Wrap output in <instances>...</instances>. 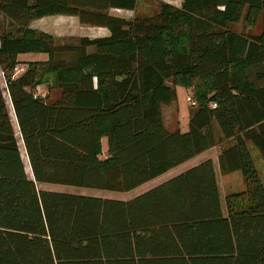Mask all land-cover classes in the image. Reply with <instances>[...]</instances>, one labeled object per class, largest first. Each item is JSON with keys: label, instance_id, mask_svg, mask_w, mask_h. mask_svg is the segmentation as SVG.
I'll list each match as a JSON object with an SVG mask.
<instances>
[{"label": "trees", "instance_id": "trees-1", "mask_svg": "<svg viewBox=\"0 0 264 264\" xmlns=\"http://www.w3.org/2000/svg\"><path fill=\"white\" fill-rule=\"evenodd\" d=\"M136 2L0 0L13 26L0 35V264H264V186L251 155L264 160V0H164L152 16L130 20L108 13ZM51 16L108 35L61 43L30 27ZM258 21V34L229 29ZM24 54L45 57L20 63ZM39 86L57 98L37 95ZM176 87L195 103L185 133L163 123ZM224 142L220 172L240 173L243 189L222 209L214 181L193 187L174 255L135 254L123 238L137 200L36 186L128 192ZM193 170L206 180L212 163Z\"/></svg>", "mask_w": 264, "mask_h": 264}, {"label": "crops", "instance_id": "crops-1", "mask_svg": "<svg viewBox=\"0 0 264 264\" xmlns=\"http://www.w3.org/2000/svg\"><path fill=\"white\" fill-rule=\"evenodd\" d=\"M31 28L36 30L33 26ZM25 56L36 57L34 55L24 54L18 55V59L22 61V58L20 57ZM28 60L29 61L26 62L44 61V58L36 57ZM35 92L42 97L41 93L37 91ZM2 99L8 112L18 146L19 144L22 146L21 140L18 141L20 136L16 120L10 111L5 96H3ZM164 107L162 106V116L165 128L171 132L175 130H179L182 133L187 132L188 126L185 129H182L179 125L177 106H175V111L173 109V102L169 105H164ZM174 116L176 117V120H174ZM171 122L172 125H170ZM218 147L220 146H215L204 151L192 159L128 192L90 190L97 191L100 194H88L84 192L83 195L123 203L137 200V202L133 204L134 210L133 212L131 211L132 213L130 216L124 217V220H122L127 224L125 231H129V234H125L123 238L130 240L129 245L133 252L139 255H157V253H160L161 255L168 256L177 254L178 250H176V247L178 246V240H180L177 233L180 232L181 228H185V226L189 225L187 218L189 216L185 209L189 199L186 201V196L192 194L190 191H192L193 187H196V185L203 187L204 184L212 183V181H214L218 200L222 209L224 208L225 198L228 195L239 192L243 189L240 173L222 174L220 172L218 159L221 148L216 154V148ZM104 151H106V149L103 150V152ZM212 151H214L213 155L211 153ZM206 161L212 163L213 170L212 176L209 175V178L211 179L207 178L206 180H203L201 179V176H203V174H201L202 171L193 169ZM224 179L226 182H224ZM182 194H185V200L184 198L180 199ZM194 197L197 198L196 196Z\"/></svg>", "mask_w": 264, "mask_h": 264}, {"label": "rangeland", "instance_id": "rangeland-1", "mask_svg": "<svg viewBox=\"0 0 264 264\" xmlns=\"http://www.w3.org/2000/svg\"><path fill=\"white\" fill-rule=\"evenodd\" d=\"M161 1H164V0H137L134 11L112 9V10H109L108 13L111 16L128 19V20L132 19L134 16H137V17L152 16L153 14L158 12ZM30 26L31 27L33 26L34 28H36L37 31L40 30L42 32H46L47 34H50L52 37H54L56 40H58L61 43H72V42L74 43L77 41L78 38H81V37H87V38L93 39V38L104 37L108 35L107 29L100 28V27H89V26L81 25L78 22V19L75 17H64V16L44 17V19L33 21L30 24ZM12 29H13V26L11 22L0 15V35H5L9 33ZM229 29L234 32H248V33L258 34L260 31V21H258L256 26L252 29L247 28V27L245 28L242 23L231 24L229 25ZM26 55H34L36 57H43V58L45 57L42 54H26ZM36 57L25 56V57H20V58H22L21 60L23 62L24 61L26 62V61H29L28 59L36 58ZM18 61L20 63H23L19 59ZM18 67L20 68V66ZM1 78L2 76L0 74V86L4 88L5 87L4 81ZM47 88H48L47 86H39L35 89V91L41 93L43 98L46 96L48 102H52L53 100L57 98L59 91L58 90H48ZM175 92H176V100H175L176 102H173V109L175 111V106H177V113H178L177 117L179 120V125L182 127V129H185L188 126V115L190 116V111H192L194 108V106H191V102H190L192 93L190 90L185 89L183 87H176ZM4 96L7 100V104L12 113V109H11V105L8 100V97L5 93H4ZM173 118L174 120H176L175 116ZM172 122L170 123V125H172ZM19 140L20 139H18V141ZM224 144L226 146L229 145L228 142L227 143L224 142L223 144L217 145L220 147L216 148V154L220 151V148L221 150L223 149ZM19 149H20L21 157L24 162L26 171L29 173L27 159H26V156H25V153H24V150L21 144H19ZM102 149L103 150L106 149L105 139L102 140ZM104 152L102 154L103 156L105 155ZM211 153L213 155L214 151H212ZM251 155H252L254 166L264 186V160L260 157L258 152L253 148L251 149ZM224 182H226L225 179H224ZM36 186L38 190H48V191H55V192L61 191L62 193H69V194H75V195H83L84 192L88 194H100L97 191H90L92 189H82V188L78 189V188H73V187H65V186L50 185V184H37ZM242 186H243V181H242Z\"/></svg>", "mask_w": 264, "mask_h": 264}, {"label": "built area", "instance_id": "built-area-1", "mask_svg": "<svg viewBox=\"0 0 264 264\" xmlns=\"http://www.w3.org/2000/svg\"><path fill=\"white\" fill-rule=\"evenodd\" d=\"M15 71L16 72H21L22 71V69L21 68H16L15 69ZM190 102H191V106H194L195 105V103L194 102H192V100L190 99Z\"/></svg>", "mask_w": 264, "mask_h": 264}]
</instances>
